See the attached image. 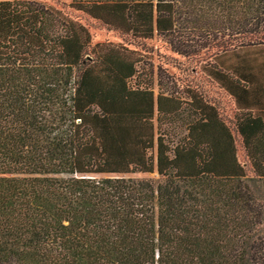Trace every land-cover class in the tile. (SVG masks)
Segmentation results:
<instances>
[{"label": "trees", "instance_id": "obj_1", "mask_svg": "<svg viewBox=\"0 0 264 264\" xmlns=\"http://www.w3.org/2000/svg\"><path fill=\"white\" fill-rule=\"evenodd\" d=\"M66 8L216 47L234 128ZM0 264H264V0H1Z\"/></svg>", "mask_w": 264, "mask_h": 264}, {"label": "rangeland", "instance_id": "obj_2", "mask_svg": "<svg viewBox=\"0 0 264 264\" xmlns=\"http://www.w3.org/2000/svg\"><path fill=\"white\" fill-rule=\"evenodd\" d=\"M1 1V0H0ZM43 3L61 7L62 4H69L71 0H39ZM68 13L84 25H86L92 35V43L112 42L124 43L130 49L138 51L144 57L147 68L153 69L155 77L161 72L163 82H174L178 90L187 88L194 89L204 96L211 104L215 105L223 120L233 129L234 115L236 113L235 102L218 84L213 81L204 69L211 62V57L216 54V47L203 51L199 55L188 58L179 56L171 51L169 45L160 37L151 40L133 39L122 36L119 32L113 31L102 25L99 21L93 20L85 14L66 8ZM146 68V69H147ZM168 77V78H167ZM238 147V158L246 164L240 137L235 133ZM247 166V165H246ZM136 178L157 179L156 174H136Z\"/></svg>", "mask_w": 264, "mask_h": 264}]
</instances>
